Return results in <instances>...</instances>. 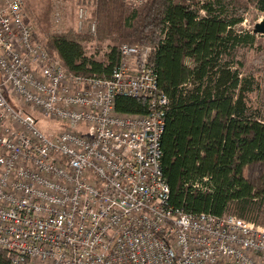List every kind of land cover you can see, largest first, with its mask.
Masks as SVG:
<instances>
[{
  "label": "built area",
  "instance_id": "1",
  "mask_svg": "<svg viewBox=\"0 0 264 264\" xmlns=\"http://www.w3.org/2000/svg\"><path fill=\"white\" fill-rule=\"evenodd\" d=\"M78 15L82 25L86 9ZM118 50L112 77L70 74L26 1L0 0V251L10 264H264L263 226L170 204L168 98L149 49ZM118 97L147 98V114L117 112ZM11 99L67 128L44 132Z\"/></svg>",
  "mask_w": 264,
  "mask_h": 264
},
{
  "label": "trees",
  "instance_id": "2",
  "mask_svg": "<svg viewBox=\"0 0 264 264\" xmlns=\"http://www.w3.org/2000/svg\"><path fill=\"white\" fill-rule=\"evenodd\" d=\"M95 2L96 37L46 28L49 54L70 74L110 78L120 45L149 49L147 62L169 101L161 146L170 204L264 227V183L245 178L248 165L264 163V102L251 105L255 80L245 70L250 51L264 59V45L254 30L238 29L250 8L264 15V0H148L138 9L126 0ZM93 41L109 44L99 59L87 53ZM148 108L147 98L116 100L122 114ZM0 264H10L3 251Z\"/></svg>",
  "mask_w": 264,
  "mask_h": 264
},
{
  "label": "rangeland",
  "instance_id": "3",
  "mask_svg": "<svg viewBox=\"0 0 264 264\" xmlns=\"http://www.w3.org/2000/svg\"><path fill=\"white\" fill-rule=\"evenodd\" d=\"M26 9L30 22L37 31L38 38L46 44V36L42 30L49 28L52 33H64L73 31L75 33L91 35L96 37L90 31V23L93 22L92 13L95 7V0H25ZM84 8L87 11V20L80 24L79 9ZM246 20L238 29L251 31L256 24L264 18L256 9L250 8L245 15ZM258 43H263L264 36H258ZM108 43H99L93 41L86 44L87 53L90 56H96L97 59L107 52ZM243 52V51H242ZM259 53L255 50L249 52V58L246 61V73L254 78L253 92L249 94L250 103L254 108L262 107L264 102V59L259 60ZM11 102L27 113L33 114L39 121L41 129L48 134H57L67 128L66 125L47 121L39 112H33L31 109L23 106L20 101L11 99ZM245 178L249 183L256 187H261L264 183V163L250 164L245 168Z\"/></svg>",
  "mask_w": 264,
  "mask_h": 264
},
{
  "label": "water",
  "instance_id": "4",
  "mask_svg": "<svg viewBox=\"0 0 264 264\" xmlns=\"http://www.w3.org/2000/svg\"><path fill=\"white\" fill-rule=\"evenodd\" d=\"M254 34L264 36V19L254 27Z\"/></svg>",
  "mask_w": 264,
  "mask_h": 264
}]
</instances>
